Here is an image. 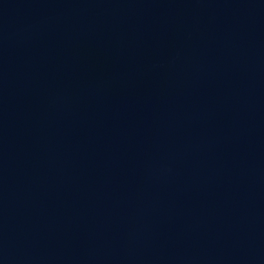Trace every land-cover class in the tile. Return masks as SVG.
<instances>
[{
  "label": "water",
  "instance_id": "water-1",
  "mask_svg": "<svg viewBox=\"0 0 264 264\" xmlns=\"http://www.w3.org/2000/svg\"><path fill=\"white\" fill-rule=\"evenodd\" d=\"M0 264H264V0H0Z\"/></svg>",
  "mask_w": 264,
  "mask_h": 264
}]
</instances>
